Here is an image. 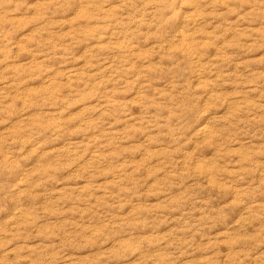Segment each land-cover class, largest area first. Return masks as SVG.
I'll list each match as a JSON object with an SVG mask.
<instances>
[{
	"label": "rangeland",
	"instance_id": "obj_1",
	"mask_svg": "<svg viewBox=\"0 0 264 264\" xmlns=\"http://www.w3.org/2000/svg\"><path fill=\"white\" fill-rule=\"evenodd\" d=\"M0 264H264V0H0Z\"/></svg>",
	"mask_w": 264,
	"mask_h": 264
}]
</instances>
